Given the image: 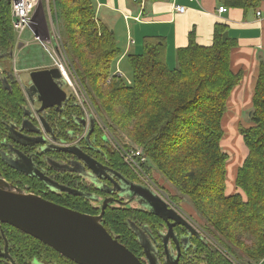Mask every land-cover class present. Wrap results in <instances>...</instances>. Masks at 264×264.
I'll return each instance as SVG.
<instances>
[{"label":"trees","instance_id":"1","mask_svg":"<svg viewBox=\"0 0 264 264\" xmlns=\"http://www.w3.org/2000/svg\"><path fill=\"white\" fill-rule=\"evenodd\" d=\"M219 1L226 10L256 12L262 0ZM55 8L67 67L74 71L101 126L117 136L125 134L141 148L145 169L154 166L174 188L172 200L188 198L207 234L228 254L245 264L264 262V67L254 85L249 125L237 127L247 153L236 172V192L228 195L221 121L243 73L231 69L230 55L237 43L228 36L227 25H214L207 46L197 44L191 31L187 45L176 50L174 69L166 64L163 39L143 38L141 54L126 57L131 80L125 82L111 73L121 52L113 30L95 20L92 0H55ZM10 19L9 4L3 0L0 61L9 59L14 45ZM18 101L20 93L5 89L0 79V118L4 110L15 113ZM113 218L106 224L120 227L121 219ZM209 247L200 264H230L214 244Z\"/></svg>","mask_w":264,"mask_h":264},{"label":"flooded vegetation","instance_id":"2","mask_svg":"<svg viewBox=\"0 0 264 264\" xmlns=\"http://www.w3.org/2000/svg\"><path fill=\"white\" fill-rule=\"evenodd\" d=\"M13 49L0 61V79L22 101L0 118V182L83 215L101 214L104 230L141 264H200L210 241L167 199L157 195L176 210L173 220L151 213L147 201L139 204L147 183L122 166L120 148L64 87L67 101L41 110L37 97L45 91L20 81ZM109 217L121 219L120 227L108 226ZM0 264L76 263L0 223Z\"/></svg>","mask_w":264,"mask_h":264},{"label":"crops","instance_id":"3","mask_svg":"<svg viewBox=\"0 0 264 264\" xmlns=\"http://www.w3.org/2000/svg\"><path fill=\"white\" fill-rule=\"evenodd\" d=\"M97 1L98 9L104 8L108 15L105 18L101 17L100 20L95 18L96 21L112 29L113 33L117 23L125 28V30L122 27L119 29V41L115 38L117 46L121 44L123 50L116 63L117 67L127 55L141 54L143 38L159 37L166 45V64L170 69H174L176 50L187 45L191 31L194 33L197 44L207 46L211 44L214 25L219 23L227 25L228 36L235 39L237 43L230 55L231 69L233 72L242 71L243 73L241 82L231 92L226 113L221 121V126L222 124L226 126V120L237 122L236 129L227 125L230 135L221 141L223 152L227 156L233 155V160L227 161L225 186L228 195L234 194L236 172L244 161L247 151L240 135L241 143L238 142V145L231 139L236 138L235 134L238 133L239 125H249L254 85L260 67H264V0L261 1L256 12L227 8L224 14L217 12L219 7H224L219 0ZM175 7H183V13L177 12ZM14 62L16 63L15 59ZM49 66L50 63L41 67L45 69ZM15 70L18 71L16 66ZM227 129L224 130L227 132ZM225 145L228 146L226 147L228 151L223 149ZM229 166L233 167L231 176Z\"/></svg>","mask_w":264,"mask_h":264},{"label":"water","instance_id":"4","mask_svg":"<svg viewBox=\"0 0 264 264\" xmlns=\"http://www.w3.org/2000/svg\"><path fill=\"white\" fill-rule=\"evenodd\" d=\"M5 1L9 4V0ZM28 84L30 88L43 87V97H37L41 110L67 101L62 89L65 82L56 68L30 71ZM3 87H7L6 80ZM139 193L143 198L139 204L145 206L144 202H149L150 206L146 207L157 217L168 221L173 220V215L179 216L175 209L146 187H142ZM101 221V214L95 217L83 215L0 182L1 224L42 242L76 264H141L117 242L116 237L104 230Z\"/></svg>","mask_w":264,"mask_h":264},{"label":"rangeland","instance_id":"5","mask_svg":"<svg viewBox=\"0 0 264 264\" xmlns=\"http://www.w3.org/2000/svg\"><path fill=\"white\" fill-rule=\"evenodd\" d=\"M93 2V6L96 12L95 18L96 19H101V17L105 18L106 15H108L107 13H105V9H98L97 7V0H92ZM55 13H56V8H55V0H41V2L39 3L34 17H33V21H34V25L33 28L34 31L38 34H40L41 36H43L44 38L47 37V33L51 30H53L54 32V36H55V41L56 44L58 42L59 44V49L61 52H63V48H62V44H61V30H62V25L60 21H57L55 19ZM111 14V13H110ZM120 27H122V29L125 30L124 26H121L120 24H116L115 25V29H114V34H115V38L119 41V29ZM112 30V29H111ZM60 33V34H59ZM130 33V31H129ZM32 35H31V31L27 30L24 35H23V40L24 41H29V43L26 46H23L21 44H18V42L16 40H14V46H13V58L16 60L15 66L18 69V73H19V78L21 82H28L29 80V72L28 70L34 71V70H41L44 69L41 66H46L48 65L51 60L48 57V54H46V52L40 48L39 45H37L36 42H32L30 41L32 39ZM15 39V38H14ZM118 47L120 49L121 55H122V48H121V44H118ZM121 57V56H120ZM119 57V58H120ZM64 59L66 61L65 58V54H64ZM118 61V60H117ZM117 61L114 62L112 64L111 67V73H115L117 74V72H119L121 75V77L123 78V80L125 82H128L131 80V72H130V68L128 66V62L127 59H123L120 61L119 63V67H117ZM69 65V64H68ZM51 67V66H49ZM47 67V68H49ZM71 75L73 77V79L75 80L73 73L74 71L72 70V68L69 66ZM76 85L75 90L78 93V95L80 96V99L83 100L82 103V107L84 106L88 112H90L94 117L97 118L99 125L101 126V120L99 118V116H97L94 111V108L92 107L91 103L88 102L89 98L86 94L85 91L81 90V87H78V83L76 81V83H74ZM64 90L67 93L72 94V90L69 89L68 87H64ZM82 97V98H81ZM226 126L222 124L223 130L227 129V125H229L232 129H236L237 126V122H233V121H228L226 120ZM245 126V125H243ZM102 127V134L104 135V133L109 137V139H112L113 142L117 141L118 143L116 144L117 147H120V149L124 152V156L127 158V154L132 150V149H140V147L134 145L133 143L130 142L129 139L126 138L125 134L119 133V135H115L113 133H111L109 131V129H107V127ZM229 130L227 129V132L224 130L225 135L223 136L224 138H227L230 135V132H228ZM232 132V131H231ZM236 133V131H235ZM236 133V138H232L231 140L234 142H236V144L238 145V142L241 143V141L239 140V134ZM235 137V136H234ZM115 140V141H114ZM233 144V143H232ZM242 146V145H241ZM228 146H224L223 149L225 151H228L227 148ZM242 148L244 149V147L242 146ZM142 151V150H141ZM240 153V152H239ZM229 160L228 162L233 160V155L230 154L228 155ZM151 165V164H150ZM230 168V176H231V170H233V167L229 166ZM129 171L136 176L139 179H146L145 182L149 185L150 182H152L156 188V191L163 197H165L169 202H171V205L185 218H187V220L189 221L190 224H192L193 227H195L196 229H198L200 232H202V234L205 236V238L207 240L210 241L211 244H214V246L217 248V250L223 254V257L225 260H227L230 264H245L242 263V261H238V259L233 258L230 254H228L225 249L221 248L213 239L211 236H209L204 228V221L200 219V217L196 214V212L194 211V209L192 208L188 198L186 196L181 197V200H172L171 196H176V191L174 190V188L164 179V177L160 174V172L154 167L151 166V168L149 169H144L141 170L144 177H142V175L140 174L141 177H139L138 175L135 174V172L132 171L131 167L128 166ZM151 191V190H150ZM152 192V191H151ZM154 193V192H153ZM236 251V250H234ZM256 264H264L263 261H260Z\"/></svg>","mask_w":264,"mask_h":264},{"label":"built area","instance_id":"6","mask_svg":"<svg viewBox=\"0 0 264 264\" xmlns=\"http://www.w3.org/2000/svg\"><path fill=\"white\" fill-rule=\"evenodd\" d=\"M132 1L141 2L142 0H132ZM40 2L41 0H9L10 15H11L10 24L12 31L14 33V38L18 42V44L26 46L29 43V41L23 40V34L27 30H30L31 32L36 34L37 36L34 37V40L36 41L37 45H39L40 48L43 49L46 52V54H48V57L51 60L50 66L58 70L61 76V80L65 82L64 87L66 88L68 87L69 89L72 90V96L81 105L83 103V100L80 99V96L75 90L74 79L72 78L71 72L67 67L66 61L59 55L58 51L52 50L55 49L53 47V43L55 44V38H54L55 34L53 30L49 31L47 33V37L44 38L40 34L36 33L34 29H32L34 25L33 17ZM175 10L179 13H183L184 8L175 7ZM226 11L227 10L224 7H219L217 10L218 14H224L226 13ZM257 16H259V13H257ZM55 46L59 47L58 42L57 44H55ZM13 71L14 73H16L15 69H13ZM117 74L121 75L119 72H117ZM121 154L124 162L129 167H131L132 171L135 172V174L138 175L139 177H141L140 174L142 175V177H144L143 176L144 173H142L141 170H144L145 166H147V158L143 155V152L140 149H132L127 154V158L124 156V152L122 150H121ZM146 179L144 178L142 179V181L145 182ZM147 186L149 188L148 184ZM154 193L159 197L166 199L165 197L161 196L157 191H155Z\"/></svg>","mask_w":264,"mask_h":264},{"label":"bare ground","instance_id":"7","mask_svg":"<svg viewBox=\"0 0 264 264\" xmlns=\"http://www.w3.org/2000/svg\"><path fill=\"white\" fill-rule=\"evenodd\" d=\"M37 32V31H36ZM24 35V34H23ZM31 35L33 36L32 37V39L30 40V41H32V42H36L35 40H34V37H36L37 35L36 34H34L33 32H31ZM38 36H40V35H38ZM54 38H55V36H54ZM56 39V38H55ZM55 44H56V41H55ZM55 44L53 43V47L55 48V49H52V50H54V51H58L59 52V55L64 59V54H63V52H61L60 51V49H59V47H56L55 46ZM65 60V59H64ZM76 79L74 80V83H76ZM74 86L76 87V85L74 84ZM127 167H128V165L126 164V163H124ZM149 189L152 191V193L153 192H155L156 191V188H155V186H154V184L152 183V182H150V184H149Z\"/></svg>","mask_w":264,"mask_h":264}]
</instances>
